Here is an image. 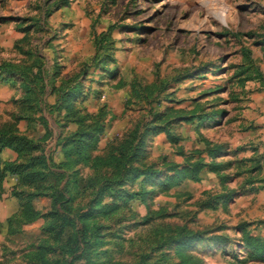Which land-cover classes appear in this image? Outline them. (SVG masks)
Masks as SVG:
<instances>
[{
  "label": "rangeland",
  "instance_id": "obj_1",
  "mask_svg": "<svg viewBox=\"0 0 264 264\" xmlns=\"http://www.w3.org/2000/svg\"><path fill=\"white\" fill-rule=\"evenodd\" d=\"M28 106L57 143L2 193L0 264H264V0H0V129ZM78 115L107 164L68 160Z\"/></svg>",
  "mask_w": 264,
  "mask_h": 264
},
{
  "label": "trees",
  "instance_id": "obj_2",
  "mask_svg": "<svg viewBox=\"0 0 264 264\" xmlns=\"http://www.w3.org/2000/svg\"><path fill=\"white\" fill-rule=\"evenodd\" d=\"M76 85H74L72 88L70 87L68 91H65L63 93V98L68 97L72 94L73 88H75ZM28 113L25 117L26 118H32L33 109L31 106L27 107ZM78 114V113H77ZM76 114V115H77ZM76 122H78V127L81 130L80 133L76 135L73 139V143L69 145L65 150L66 154L68 155V160H73L75 162L80 161V163H91L95 166H103L104 163L107 164V158H103L101 156H93L89 153V150L92 147V133L91 129H89L90 125L85 124V118L84 116H79L75 119ZM88 128V130H87ZM97 130L94 131V134ZM91 135L90 138H87V136ZM48 135V134H47ZM50 135V133H49ZM41 139V138H40ZM40 139L38 140L37 145H39L40 149L39 152L43 153L45 152V146L43 143L40 142ZM42 141H46L48 139H41ZM33 143H35V140L33 138H29L28 136L22 134L20 130L17 127H14L11 123H8L4 125L2 129H0V152L4 148H12L19 154V159L12 161V162H6L3 167L0 165V198L3 193V189L1 186L2 180L4 179L7 172L11 174H17L19 176V182L20 187L19 189H32L31 186L34 187V189H47L45 187V179L49 177V172H51L50 168L51 164L48 165L49 161L47 162L44 155L38 156L40 167L37 172L32 173L29 170L31 169V162L30 159H35L34 155V149H33ZM88 145V149H87ZM25 158H27L25 160ZM74 176V175H73ZM32 178V179H31ZM26 180H31V182H26ZM27 183L30 186H26ZM36 186V187H35ZM66 187V185H65ZM19 189L13 190V195L19 194ZM248 245L253 246H261L264 245V239H261L260 237L249 235L248 240L246 242Z\"/></svg>",
  "mask_w": 264,
  "mask_h": 264
},
{
  "label": "crops",
  "instance_id": "obj_3",
  "mask_svg": "<svg viewBox=\"0 0 264 264\" xmlns=\"http://www.w3.org/2000/svg\"><path fill=\"white\" fill-rule=\"evenodd\" d=\"M257 108V112L255 115L256 117L252 116L251 119L253 120L255 119V125L258 127V133L254 136V141L262 146V149L260 150V152H264V108L261 107H256ZM253 114V113H252ZM26 120V121H25ZM24 121H22L19 124V130L22 134L28 136L29 138H33L35 133H37V129L39 128V125H36V122H34L32 120V118H26ZM45 131V128H44ZM33 139H40L39 136L37 138H33ZM51 139H48L46 141L51 142ZM46 141H42L40 139V142L45 144ZM54 143H50L52 145H55V143H57V138H55L53 140ZM48 144V143H47ZM56 148H58V146H55ZM47 148V146H46ZM57 155L54 157L56 158ZM19 154L18 152H16L15 150H13L12 148H4L1 150L0 152V165L1 167L4 166V164L6 162H12L15 160H18ZM2 189L4 190L3 192H5L6 189H11L10 190V194H8V196H13V190L14 189H19L20 182H19V176L17 174H11L9 172H7V174L5 175L4 179L2 180L1 183ZM254 193L252 194L251 198H256L257 205L255 206V210L258 208L259 210L256 212L258 213V217L262 218V221H258L259 219H253L251 220L252 223H260L262 225H264V188L263 189H256L255 191H253ZM4 195V194H3ZM5 196V195H4ZM0 217H2L1 222H3L6 219V215L3 214V212L0 214ZM5 218V219H3ZM250 222V221H248Z\"/></svg>",
  "mask_w": 264,
  "mask_h": 264
}]
</instances>
